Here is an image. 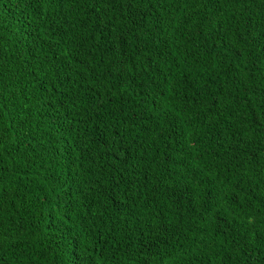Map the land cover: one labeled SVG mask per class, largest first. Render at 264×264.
Instances as JSON below:
<instances>
[{
  "label": "trees",
  "instance_id": "16d2710c",
  "mask_svg": "<svg viewBox=\"0 0 264 264\" xmlns=\"http://www.w3.org/2000/svg\"><path fill=\"white\" fill-rule=\"evenodd\" d=\"M0 264H264V0H0Z\"/></svg>",
  "mask_w": 264,
  "mask_h": 264
}]
</instances>
